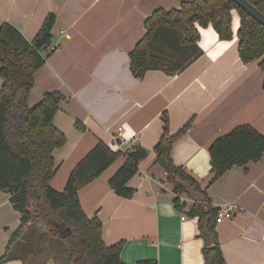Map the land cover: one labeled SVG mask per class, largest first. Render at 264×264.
I'll use <instances>...</instances> for the list:
<instances>
[{"label": "crops", "instance_id": "obj_1", "mask_svg": "<svg viewBox=\"0 0 264 264\" xmlns=\"http://www.w3.org/2000/svg\"><path fill=\"white\" fill-rule=\"evenodd\" d=\"M182 1L0 0V23L13 25L31 40L49 12L56 16L51 45L58 49L35 72L28 99L32 107L48 91L65 97L53 118L66 136L65 144L53 151L56 172L50 185L55 190L64 189L71 171L98 142L118 150L111 138L118 127L127 138L137 136L147 151L128 181L135 189L131 198L119 197L108 184L123 164L122 156L78 190L84 213L101 220L104 243L124 241L123 263L205 264L198 218L188 214L194 199L185 197V208H176L173 186L155 163L153 148L166 113L171 133L192 121L170 154L205 190L204 205L235 207L230 219L215 223L224 260L264 264V152L259 161L234 166L210 182L208 148L216 138L243 124L264 135V72L257 60L243 63L239 58L238 13L231 12L238 21L232 16L230 40L219 39L210 25L198 26L197 45L203 53L182 72L148 70L137 78L129 68V53L145 33V19L157 8H178ZM7 204L9 194L0 191V208L8 209ZM18 215L16 211L15 219ZM8 237L7 232L0 236V255ZM55 261L49 255L39 264ZM2 264L25 262L13 254ZM32 264L37 259L32 257Z\"/></svg>", "mask_w": 264, "mask_h": 264}, {"label": "trees", "instance_id": "obj_2", "mask_svg": "<svg viewBox=\"0 0 264 264\" xmlns=\"http://www.w3.org/2000/svg\"><path fill=\"white\" fill-rule=\"evenodd\" d=\"M248 1L264 13V0ZM233 10L240 18L236 32L240 60H257L264 72V26L231 0H184L178 8H157L145 19V33L129 53L131 73L140 78L148 70H162L169 75L182 72L203 53L197 45L198 26H212L221 40L233 37ZM55 19V13L49 12L31 40L13 25L0 23V191L9 194L12 208L19 213V224L9 235L0 264L13 258L31 228L63 242L65 264H125L120 259L124 241L104 243L101 220L84 213L78 190L122 156L124 162L108 184L119 197L131 198L135 189L128 186V181L138 172V164L146 158L147 151L140 145L125 152L113 151L100 141L77 163L62 191L50 185L56 172L53 151L66 141L65 134L53 123L65 97L57 90L48 91L32 107L28 99L35 72L54 52L49 47ZM162 121V132L153 151L155 163L164 169L166 180L173 186V203L182 210L186 202L180 197L194 199L188 214L198 218L204 263L227 264L215 230L217 208L202 205L201 202H208L205 190L184 168L174 164L170 154L173 143L186 133L192 121L176 133H171L166 113ZM263 152V134L248 124L233 128L208 148L210 182L234 166L245 167L259 161ZM136 264L157 263L144 260Z\"/></svg>", "mask_w": 264, "mask_h": 264}, {"label": "rangeland", "instance_id": "obj_3", "mask_svg": "<svg viewBox=\"0 0 264 264\" xmlns=\"http://www.w3.org/2000/svg\"><path fill=\"white\" fill-rule=\"evenodd\" d=\"M232 16L238 21V16L232 13ZM2 83V79L0 78ZM115 150L116 147H114ZM5 193V192H4ZM8 205L0 208V236L4 235L5 232L10 233L17 227L18 216L15 219L16 211ZM202 205L204 203L202 202ZM33 228L26 232L21 245H19L16 251L13 253L16 256H21L25 264H32V257L37 259L39 264L46 256H53L57 264H65L66 262V249L62 241L51 236L47 232H36L32 231ZM30 231V232H29ZM9 238V237H8ZM32 256V257H31Z\"/></svg>", "mask_w": 264, "mask_h": 264}, {"label": "built area", "instance_id": "obj_4", "mask_svg": "<svg viewBox=\"0 0 264 264\" xmlns=\"http://www.w3.org/2000/svg\"><path fill=\"white\" fill-rule=\"evenodd\" d=\"M58 49L57 45H50L49 51H55ZM112 140L118 147V150L125 152L127 149L132 148L133 146L139 145V138L137 136L133 138H127L123 134V128L118 127L116 131L111 136ZM182 201H185V197H180ZM234 206L233 205H220L216 209L215 223H220L225 219H230L234 214ZM184 219V217H181Z\"/></svg>", "mask_w": 264, "mask_h": 264}, {"label": "water", "instance_id": "obj_5", "mask_svg": "<svg viewBox=\"0 0 264 264\" xmlns=\"http://www.w3.org/2000/svg\"><path fill=\"white\" fill-rule=\"evenodd\" d=\"M235 5L244 10L249 16L256 20L260 25L264 26V13L261 12L248 0H231Z\"/></svg>", "mask_w": 264, "mask_h": 264}]
</instances>
